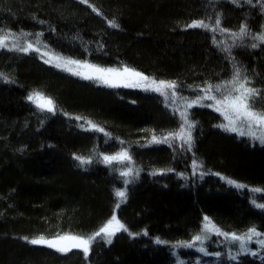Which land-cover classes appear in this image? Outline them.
<instances>
[{
	"label": "trees",
	"instance_id": "trees-1",
	"mask_svg": "<svg viewBox=\"0 0 264 264\" xmlns=\"http://www.w3.org/2000/svg\"><path fill=\"white\" fill-rule=\"evenodd\" d=\"M213 18L232 32L246 25V43L232 39L226 51L213 31L187 27ZM113 20L119 28L109 25ZM8 32L31 34L69 58L174 81L186 96L228 81L238 67L247 86L258 90L253 110L264 111V43L256 39L264 33L261 2L0 0V34ZM0 73L11 81L0 78V264H264V249L256 243L264 235L253 237L248 254L237 260L228 252L236 248L233 242L217 244L223 235L207 238L205 254L182 246L202 234L205 216L224 233L239 235L251 227L264 233V210L252 203L264 204V198L247 191L264 192V144L218 127L220 114L198 105L188 110L195 124L191 150L180 139L171 146L151 142L180 125L159 94L81 79L31 51L0 49ZM33 92L52 98L56 110L40 111L27 99ZM89 121L103 131L88 127ZM122 148L139 170L128 184L117 168L99 160ZM77 156L91 163L80 165ZM194 160L201 168L195 175ZM123 189L127 201L117 208L115 192ZM114 211L129 231L117 233L111 244L95 243L87 257L24 239L88 237Z\"/></svg>",
	"mask_w": 264,
	"mask_h": 264
},
{
	"label": "snow or ice",
	"instance_id": "snow-or-ice-1",
	"mask_svg": "<svg viewBox=\"0 0 264 264\" xmlns=\"http://www.w3.org/2000/svg\"><path fill=\"white\" fill-rule=\"evenodd\" d=\"M82 2L87 3V0H82ZM250 2V0H249ZM97 11L96 9H93ZM42 23V22H41ZM109 25L113 28H119V25L113 20L108 21ZM216 25L220 24V20L216 19ZM187 27L191 28H203L205 30L209 29V25L204 23L203 21H194L192 24L188 25ZM247 26H243L240 29V36H243L246 33ZM215 30V29H213ZM20 35H31L28 33H21ZM42 34H37L39 37ZM236 35V34H234ZM9 39L13 40L11 46L7 43ZM261 43H264V33L260 34L256 37ZM16 40V34L11 32L4 33L0 35V49H7L9 51H20L23 53H29L30 51H34L40 53L39 47H34L33 44L29 43L26 46H21ZM38 42V41H37ZM258 45L253 44L252 47H257ZM47 53H44L46 55ZM56 62L54 64L55 67L61 68L64 71H68L73 75L81 76L84 79L88 80H97L101 81L111 87H119L121 83L125 87H133V88H142L145 91H155L161 93L165 97V102L167 103L169 99H171L172 103H175L176 100V89L177 84L176 82H166V81H156L155 79H150L149 77L145 76L143 73L138 72L132 68L127 66L123 67V69H112V68H102L93 64H90L86 61H79V60H72V59H65L61 57H56ZM62 62H59L61 61ZM46 63H52V60H46ZM75 66V67H73ZM0 78H2L6 82L8 81L7 77H5L2 73H0ZM250 81L247 78H241V69L235 68L232 78L229 81H225L223 84L212 85L208 84L203 91L205 92L204 96L198 97L197 100L191 101L190 103H185V110L180 112V119L182 123L180 124V128L178 132H170L167 135L163 136L162 138H157L155 135L152 137V141L154 143H166L171 146L173 140L179 138L183 145H186L188 150H191L193 145V138H192V128L195 126L194 122L188 119V111L187 109L191 108L193 105H198L200 107H212V104H205V100L214 101L215 111L222 112L225 116V119L228 121L227 124L218 125V127L224 128L226 131L238 133L241 136H249L254 140H258L261 144H264V111H254V101L253 97L258 95V90L252 87H247L246 85L249 84ZM231 86L230 88L227 86ZM165 89H171L172 95L169 98L168 93ZM221 89H225L227 94L221 93V98L217 99L215 95H213V91L221 92ZM29 101H32L36 104V107L40 111H47V112H54L56 110L55 102L52 98L44 96L43 93L34 92L32 95L27 97ZM186 101L187 98H182ZM178 110V109H177ZM80 119V117H77ZM90 127L94 130L103 131L102 128H97L96 125H92L91 122H88ZM76 160L80 161V165H85L91 163L90 159H86L84 157L77 156L75 157ZM106 164H111L114 160H131V157L128 153L122 152L115 156H104L103 158ZM194 169L199 167L197 161H193ZM132 173V169L129 168L127 171L122 172L121 175L127 177ZM155 174V173H154ZM195 175V171L193 173ZM181 176L183 173L180 174ZM203 173H201V176ZM217 175H219L217 173ZM222 179H226V182L229 185L234 186L237 189H244L246 185L238 183L235 180L228 179L222 177ZM125 184L130 183V181L125 180ZM252 192H261L260 188H254L251 190ZM116 197L118 198V203L116 205L117 208L120 207L121 203L127 201V192L126 190L121 191L117 190L115 192ZM254 207L260 208L264 210V204H256L255 200L252 201ZM203 233H215L217 235H223L226 239L230 240L231 242H240V253L236 256H231L230 259L237 260L240 254H248L249 249L247 248V243L251 242L253 237H260L264 235L257 231L255 227L249 228L243 234H236V233H224L222 232L215 224L211 221V219L207 216L204 217L203 223ZM128 232V228L118 219V217L113 214L111 218L102 226L100 227L95 233L88 237L79 236V235H58L56 238L53 239H46L43 236L40 238H32L29 239L25 237L28 243L32 245H43L51 249H55L60 253H68L72 250H80L83 252L84 256L87 257L89 252L92 249V245L98 243L101 240L106 241L108 244L112 243L113 237L121 232ZM132 234V233H129ZM206 235H196L192 238V243H187L182 246L192 247L195 242L199 241L203 243V240L206 239ZM157 243H165L161 241L159 238L156 240ZM256 243L264 249V239H257ZM201 252H204L205 249L200 248ZM217 256L220 253H216ZM251 255H256V253H251Z\"/></svg>",
	"mask_w": 264,
	"mask_h": 264
},
{
	"label": "rangeland",
	"instance_id": "rangeland-1",
	"mask_svg": "<svg viewBox=\"0 0 264 264\" xmlns=\"http://www.w3.org/2000/svg\"><path fill=\"white\" fill-rule=\"evenodd\" d=\"M229 1H232L234 4H237V3H241L243 0H229ZM247 1V0H246ZM251 2H254V3H258V2H261V3H263L264 4V0H250ZM237 2V3H236ZM218 19V18H217ZM204 23H206V24H208L209 25V30H211V31H213V35H214V40H215V43H216V45H218L220 48H225L226 49V51H228V49L230 48V47H232L233 45H232V39L233 40H235V39H241V38H243V36H240L239 35V33H240V31L239 32H232L231 30H227V29H223L221 26H220V24L219 25H216V23H215V21H216V19L215 18H213V19H211V20H202ZM213 29H215V30H213ZM234 34H236V35H234ZM0 35H2V34H0ZM245 41V38H243V40H242V44H244V43H246V42H244ZM15 42H17L18 44H20L21 46H26L27 44H29V43H31V44H33L34 45V47H39L40 48V53H37V52H34V51H31V52H34V53H36L39 57H40V59L42 60V61H46V60H49V59H51L52 60V63H46V64H49V65H52V66H54V64L56 63V62H58L57 60H56V57H61V58H65V59H72V60H77V59H73V58H69V57H66V56H64V55H62V54H60V53H57V52H55V51H53V50H51V49H49V48H46V47H44V46H42V45H40L39 43H37V41H33V39L31 38V37H29V36H24V35H16V40H15ZM7 43L9 44V46H11V44L13 43V40L12 39H9L8 41H7ZM44 53H47L46 55H44ZM79 61H86V62H88V63H90V64H93V63H91V62H89V61H87V60H79ZM59 62H62V60L61 61H59ZM93 65H96V64H93ZM96 66H99V65H96ZM55 67V66H54ZM73 67H75V66H73ZM99 67H102V68H112V69H123V67H125V66H99ZM59 69H61V68H59ZM62 70V69H61ZM137 71V70H136ZM66 72H68V71H66ZM139 72V71H138ZM234 72V71H233ZM69 74H72V73H70V72H68ZM73 75V74H72ZM145 75V74H144ZM232 75H233V73H232ZM74 76H77V75H74ZM145 76H147V77H149L150 79H155V78H153V77H151V76H148V75H145ZM77 77H80L81 79H84V78H82L81 76H77ZM232 78V77H231ZM231 78L229 79V80H231ZM241 78L243 79V78H245L244 77V75L242 74V72H241ZM86 80H88V79H86ZM156 81H161V80H158V79H155ZM228 80V81H229ZM89 81H93V82H96V83H98V84H101V85H105V86H109V85H107V84H105V83H103V82H101V81H97V80H89ZM164 81V80H163ZM166 82H169V81H166ZM224 82H221V83H218V84H223ZM214 85H217V84H214ZM120 86H123V83H121L120 84ZM207 85H205V86H202V87H200V88H198V89H196V94L195 95H192V96H186V95H181L180 93H178L177 92V89H176V100H175V103H172V101H171V99H169L168 100V105H170V106H172V109H175L176 110V112H177V114H178V116H179V118H180V115H179V113L180 112H182V111H184L185 110V103L186 102H188V103H190L191 101H194V100H197V98L198 97H201V96H204L205 95V92L203 91V89L206 87ZM247 86V85H246ZM111 87V86H110ZM227 87H231L230 85L229 86H227ZM248 87V86H247ZM131 88H133V87H131ZM137 89H142V88H137ZM151 91V90H150ZM165 91L168 93V96H169V98H171V95H172V90L171 89H165ZM153 92H155V91H153ZM34 93V92H33ZM33 93H30L29 95H32ZM155 93H157V94H159L164 100H165V97L161 94V93H159V92H155ZM221 93H223V94H227V92L225 91V89H221V92H215V91H213V95H215L216 97H217V99H220L221 98ZM182 98H187L186 99V101L185 100H183ZM32 102V101H31ZM33 103V102H32ZM204 103L205 104H212L213 106L212 107H210L211 109H213L214 111H215V107H217V105H215V102L214 101H209V100H205L204 101ZM35 104V103H34ZM36 105V104H35ZM193 106H195V105H193ZM178 109V110H177ZM190 109V108H189ZM189 109H187V111L189 110ZM224 110L222 109V112H223ZM217 112V111H216ZM222 112H217L218 114H220V116H221V118H222V120H223V124H227L228 123V121L225 119V116L222 114ZM182 123V120L180 119V124ZM93 125V124H92ZM88 127H90V125L88 124L87 125ZM91 128V127H90ZM179 128H180V125H179V127L174 131V132H178L179 131ZM230 132V131H229ZM231 133H234V132H231ZM234 134H236V135H238V136H240V137H243V138H248V139H250V140H254L253 138H251V137H249V136H241V135H239L238 133H234ZM176 141H177V143H178V141H179V138H177V139H175ZM255 142H252V143H256V144H261L258 140H254ZM179 144V143H178ZM127 152L128 153V150L127 149H125V148H122L118 153H116V154H112V155H100L99 156V160L102 162V163H104L105 165H108V166H110V167H112V168H114V169H118L119 171V173L121 174L122 172H125V171H127L129 168H131L132 169V173H130V175H128L127 177H125V176H122L123 177V179H124V181L125 180H128V181H130L131 179H133L134 177H136V175L139 173V170H138V168H136V166L133 164V161L132 160H114V161H112L111 162V164H106L105 162H104V160H103V158H104V156H115V155H117V154H119V153H122V152ZM128 155H129V153H128ZM130 156V155H129ZM200 167V166H199ZM199 167H197V168H195V169H198L199 171H201V168H199ZM194 172V167H193V163H191V173H193ZM200 174V173H199ZM228 184V183H227ZM229 185V184H228ZM230 186H232V185H230ZM232 187H234V186H232ZM244 190V189H243ZM252 189H247V191H248V193L252 196V197H255V198H257V197H262V198H264V192H258V193H256V192H252L251 191ZM121 191H124V189L123 190H121ZM262 200V199H261ZM113 214H115L116 215V211H114L113 212ZM112 214V215H113ZM111 215V216H112ZM117 216V215H116ZM111 218V217H110ZM109 218V219H110ZM201 235H206L207 236V238L208 237H210L209 239L212 241V240H216V238H218V237H220L221 235H217V234H215V233H203V231H202V234ZM212 236H214V238H212ZM57 237V236H56ZM56 237H51V238H46V237H44V238H46V239H53V238H56ZM37 238H40V237H37ZM86 238V237H85ZM207 238L206 239H204L203 240V243H201V242H199V241H197V242H195L194 243V247L196 248V249H200V248H203L204 249V247H203V245L205 244H208L209 242L208 241H206L207 240ZM220 240H222V241H220V242H218L217 244H223L224 242H231L230 240H228V239H224V238H220ZM192 243V242H191ZM249 243L250 242H248L247 243V248H248V246H249ZM233 244H235L236 245V248L235 249H231V250H234V251H229L228 250V252H229V255L230 256H234V255H236L237 253H239L240 252V242H235V243H233ZM250 251V250H249ZM201 252V251H200ZM219 252V251H218ZM206 252L204 251L203 252V254H205Z\"/></svg>",
	"mask_w": 264,
	"mask_h": 264
}]
</instances>
